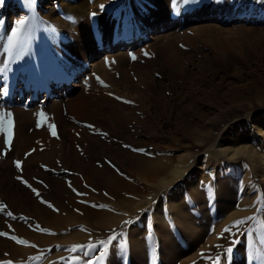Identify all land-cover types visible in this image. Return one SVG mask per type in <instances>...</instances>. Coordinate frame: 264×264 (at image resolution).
<instances>
[{"label": "rangeland", "instance_id": "1", "mask_svg": "<svg viewBox=\"0 0 264 264\" xmlns=\"http://www.w3.org/2000/svg\"><path fill=\"white\" fill-rule=\"evenodd\" d=\"M262 12L264 0H176L174 5L170 0H4L0 4V112L12 113L13 135L8 147L0 133V204L6 205L0 209V232L8 234L0 236V246L8 241L28 252L4 249L0 264H88L89 258L80 251L54 255L53 247L60 241L46 245L35 239L37 234L60 237L72 231L88 234L85 243L96 246L115 235L108 249L109 254H117L131 237V223L152 207L154 215L161 211L169 190L188 180L187 188L174 198L181 197L188 214H201L203 201L206 210L210 203L217 205L216 216L210 217L215 222L244 201L237 193L240 177L230 173L232 165L249 176L257 202L260 186L251 178V161L241 147L258 146L257 151L264 153V20H246ZM198 14L210 18L198 22ZM127 18L131 19L128 24ZM19 19L25 23L13 36ZM147 27H151L148 36L127 49L101 52L109 42ZM67 76L70 81L64 83ZM79 98L86 99L94 112L72 111L70 100ZM40 112L43 117L38 116ZM249 123L256 130L261 126L255 140ZM185 151L195 153L189 155L190 171L174 186L144 199L136 210L138 217L110 230L89 224L94 213H116L117 197L138 200L144 184L135 174L144 169L147 158L177 159ZM233 152L236 155L229 157ZM17 160L22 162V172L15 166ZM105 168L124 185L108 179ZM248 168L251 173L244 174ZM223 178L230 183H222ZM132 184L134 188L128 189ZM229 189L233 192L228 193ZM246 209L238 208L242 213L228 218L209 247L171 264H228L224 254L229 247L243 264H249L248 251L264 245V226L255 228L259 214ZM54 215H71L79 221L57 231L51 225ZM237 220L245 222L233 227ZM143 224L145 220L135 230ZM37 225L47 231L37 230ZM207 228L202 237L210 234ZM148 232L145 226L135 232L138 235L131 237V244L144 252L150 232L155 240L154 232ZM11 236L28 245L18 244ZM35 256L42 258L31 259Z\"/></svg>", "mask_w": 264, "mask_h": 264}, {"label": "bare ground", "instance_id": "2", "mask_svg": "<svg viewBox=\"0 0 264 264\" xmlns=\"http://www.w3.org/2000/svg\"><path fill=\"white\" fill-rule=\"evenodd\" d=\"M208 18H210L209 14H198L195 16V20L196 21L198 20V22H202L204 20H207ZM242 19H246V18H242ZM246 20L253 21V22L254 21H256V22L262 21V20H264V12L252 14ZM130 22H131V19L127 18L126 23L128 24ZM151 27H147V29H144L143 31L142 30H137L134 32L130 31L127 35L123 36L122 39H120V40H118V39L113 40L114 39L113 38L112 39L113 41L109 42L105 48L101 49V52L103 53V50L104 51L115 50L116 47H118L120 49H124V48L127 49L131 45H134L138 40H140V38L142 39L144 37H147L151 31V29H150ZM101 52L98 55L102 54ZM93 64L94 63H91L90 65L92 66ZM69 76H67L65 78L63 77L64 79L61 78L62 81L64 83H66V82L68 83L70 81ZM40 78L43 79L44 77H40ZM43 82H44V80H43ZM22 84L23 85H21V87H19L20 90L25 88V84H27L26 80ZM70 106H71L72 111L73 110H77V111L79 110V112L84 111L86 114L94 112V110L92 108L89 109L87 107V101H86V99H83V98H79L76 100L71 99L70 100ZM228 118H229V116H228ZM228 118H224V120L227 121V120H229ZM229 122H230V120H229ZM262 123H264V122H262ZM247 126H251V130L253 132L252 133V140H255L256 139V132L255 131H257L261 127L260 123L257 124V126H260V127H257L258 128L257 130L254 129L255 127L253 125H251V123H249ZM210 127L211 126L209 125V129H210ZM211 129H212V127H211ZM224 130H222V131H224ZM211 133L212 132H210V134ZM261 134H264V129L261 132ZM205 137H206V135H205ZM262 142H263V140H262ZM213 144H215V143H213ZM156 145L157 144H155V146ZM262 146L264 147V142H263ZM161 147H162V145H161ZM258 148H259L258 146H256V148H254L251 145H245L244 147H241L242 154L248 156L250 158V161H251L250 163H251L252 171H253V175H251V178L253 180L254 179L257 180L258 184L260 186V188H259L260 190L258 192L259 198L257 199V202H254V200L257 196V192L255 190V185H253V183L250 181L249 176L243 175L241 173L242 170H237L235 168V166H233V165L231 166V171H230V173H233L235 176L240 177L239 178V182H240L239 183V190L237 193L243 196L242 198L244 201L241 200V202H239L237 209L238 208L242 209L243 207H245V208L247 207V209L245 210L246 212L249 210L251 213L256 212L259 214V215H257V218H256V224L254 225L255 228H259L261 226L262 227L264 226V153L258 152L257 151ZM91 150L93 151V146L91 147ZM188 152H190V151H188ZM190 154L195 155V153H191V152L187 153L185 151V153H180L179 155H177V157H178L177 159L176 158L174 159V157H169V155H168V157L163 156V157H159V158H155V159H150V158L148 159L147 158L146 159L147 162H145L146 166L143 167L144 169H142V171L140 173L135 174L136 178L139 179L141 181V183L144 184V188L142 187L141 189H143L142 191H145V192H142L140 190V194L138 193L136 195L139 197L138 200L125 198L122 196H121V198L117 197L116 198L117 200L115 202H113L116 206V207L113 206L116 213H112V212H108V211H101V212L94 213L96 216L93 219V221H89V224L96 229L105 230V229H109L111 226L114 227L115 225H119V223L121 221L130 220L132 216L136 217L139 214V213L138 214L136 213V210L138 208H140V204L144 199L149 197L150 194H154L155 191L161 190L163 188H170L171 186H174L175 183H177L183 177L186 170H189V167L191 166V164H190V166L188 167V159L190 157L189 156ZM234 155H236V153L233 152V155H229V157L233 158ZM114 159L116 160L117 163H120L118 158H114ZM75 160L77 162L80 161V159L76 156V154H75ZM223 168H224V166L221 169H223ZM105 171H106L107 175H109L108 179L117 180V181L121 182L120 184L122 186L124 185L122 179L116 177L113 173L109 172L108 169H106ZM246 171H243L244 174L248 173V175H249V172L251 173L250 168H248V170H246ZM224 175H227V174H224ZM220 181L222 183H224L225 185L230 183L228 178H223V180H220ZM187 185H189V180L185 184H181L178 188H176L174 190H173V188H171V190H169V192L166 195V199L162 200V203L164 204L165 207H163V209H161V211H159V212L155 211L157 213L154 215L153 214L154 209L152 207L146 216H144V217H142V216L138 217L137 216L138 218L135 219V221H133V223H131L133 225L131 226L132 229H129V231H130V235H131L132 239H136L138 234L136 235L135 232L142 231L144 229V226H145V228H147L149 230V232L150 231L154 232L155 240H152V236H150L151 232L150 233L148 232L149 234L147 237L149 240V246L144 252H143V249L140 250L136 247V245H134L133 243L131 244V242H130L131 237L130 236H129L130 239L128 238L129 240L123 243L121 251H119L117 254L111 255V254H109V249H108L106 255L103 257L102 260H97V257L100 255V252L103 250V246H100V245L96 246L95 245L94 248H88L87 246L90 243H85V242L88 240L87 237H89V236H87L88 234L80 232V231H72L69 234H65V236H60V237H58V236L57 237L44 236V235L37 234V235H35V239L38 240L40 243L46 244V245H49V244L54 243L56 241H60L62 244H56V245L53 244L54 245L53 254L56 256H61L64 253L65 254L74 253V252L69 251L73 246H77V245L83 246V247L78 248L77 251H80L85 256H87L89 258V261H91V264H108V263L109 264H171V263H182L183 257L187 256L188 254H189L188 256H191V255H194L195 253H200L202 250L206 249L211 244H213L215 241H217L216 238L221 233V230L223 227L222 225L228 220V218L240 215V213H242L241 210H237V209L231 210L227 215H225V216L220 215L219 218H216L217 220L215 219V222H213V221L211 222L210 217L213 215L216 216L217 205L210 203L209 204L210 207L206 210L203 207L204 206V201H203V202H201L202 206H200V208L198 207L199 211H201V214H200V212L188 214V212L185 211V208L187 206H185V207L183 206L184 203L181 202V197L179 198V196H177L176 198H174L175 194L181 189H186ZM12 186L15 187L14 184H12ZM128 186L129 187H127V188L130 190L132 188H134L133 184L128 185ZM227 192L232 193L233 190L229 189ZM185 193H186V190L185 191L183 190L182 194H185ZM192 197H194V196H192ZM198 198L199 197H197V199ZM172 200H175V202L174 201L172 202ZM212 200L209 198L210 202ZM194 201H195V199H194ZM192 202L193 201H191V203ZM165 204H167V205H165ZM227 205L228 204H226V206ZM158 208H159V206H156L157 210H158ZM220 211H222V210H220ZM169 212H171V214L174 218H171ZM141 213H142V211H141ZM74 218L75 217L71 216V215H69V217L57 215V216H55V223H53L51 225L57 231H59V229H64L68 225L69 226L74 225V223H77L79 221L78 219L76 220ZM142 220H145V224H143V226H141L142 227L141 230H135V226H137V224L141 223ZM210 222H211V224H210ZM213 223H215L217 225L216 229H214V227L212 226ZM179 227H181V228H179ZM207 227H209V228H207ZM206 228L208 230H210L209 231L210 234L207 233L208 235L206 234L205 236L202 237L201 232H202V230H205ZM126 233H128V231H126ZM259 233H262V231H260ZM56 234H58V233H56ZM1 244L2 245L0 246V256H3V253H5L4 249L16 250V252H19V253L28 252L27 248H22L20 246L14 245L8 241H4ZM252 245L253 244H250V246H252ZM254 251H255V255L251 253ZM251 252L248 251V253H250V254L248 255L247 258L245 257L246 259H249V264H264V245L257 246L255 248H253V250ZM233 254H234L233 251L230 254L227 252L224 254V257L226 259H228L227 263L228 264H243V261L240 260V258H238L237 256H234ZM165 259H170V261L166 262ZM37 264H43V261L40 263H37Z\"/></svg>", "mask_w": 264, "mask_h": 264}, {"label": "snow or ice", "instance_id": "3", "mask_svg": "<svg viewBox=\"0 0 264 264\" xmlns=\"http://www.w3.org/2000/svg\"><path fill=\"white\" fill-rule=\"evenodd\" d=\"M3 2H4V0H0V4H2ZM170 2L174 5L176 3V0H170ZM182 2L183 3H188L189 0H182ZM101 7H103V6H101ZM93 15H95V13H93ZM0 23H3V21H0ZM15 23H16V27H14L12 29V35L13 36H15L17 34L20 26H22L25 23V21L23 19H19ZM145 55H148V53H145ZM133 58H135V57H133ZM125 102H128V101H125ZM128 103H130V102H128ZM38 116L43 117L44 113L40 112V113H38ZM37 126L38 127L40 126L39 122H38ZM49 127H50V129H52L51 134L53 136H56V132L54 130V126L53 125H49ZM88 127L93 128L94 126L93 125H88ZM12 128H13L12 113L10 111L9 112H0V133L4 134V137H5V141L4 142H5V145L8 146V147L11 146L12 135H13ZM97 131H99V130H97ZM103 135H107V134L103 133ZM125 147H129V146L125 145ZM133 150L134 151H140V152L144 151L143 149H133ZM30 154L31 153H26V156H28ZM14 163H15L16 168L19 171L22 172L23 171L22 166H21L22 162L17 160ZM17 179H19L22 182H24L25 184H27V181H24L22 176H18ZM32 191L39 197L40 193H39V191L37 189L33 188ZM81 195H83V193H81ZM45 203H47V202L45 201ZM49 207H53V206L49 203ZM93 207H105V206L104 205H93ZM3 208H6V205L0 204V209H3ZM57 211H58V209H57ZM7 215L12 217L13 219H16V217H14L11 212H8ZM23 219H28V218H23ZM244 222H245L244 220H237V221L234 222L233 227L241 225ZM128 223H130V221H124V224H128ZM36 228H37V230H40V231H47L46 229L40 228L39 225H37ZM81 230H83V229H81ZM230 230H231L230 228H225L224 229V231H226V232L230 231ZM6 235H8V234L5 233V232H0V236H6ZM150 236H151V234H150ZM10 238L15 240L18 244L28 245V241H26V240H24L22 238H19V237H16V236H11ZM116 239H117V237L115 235H111L106 240L99 241V244L103 246V250L100 252V255L97 257V260H102L103 259V257L107 253L108 245L111 244ZM32 246L35 247L34 245H32ZM80 247H83V246H79V245L73 246L69 251L76 252L77 249L80 248ZM87 247L88 248H94L95 245L94 244H89ZM226 252L230 254L232 252V248L231 247L227 248ZM202 255H203V253H202ZM41 258H42L41 256H35V257H32L31 259L39 260ZM61 259H63V257ZM216 259L218 260L219 257H217ZM8 264H11V262L9 261ZM88 264H91V261H89Z\"/></svg>", "mask_w": 264, "mask_h": 264}]
</instances>
